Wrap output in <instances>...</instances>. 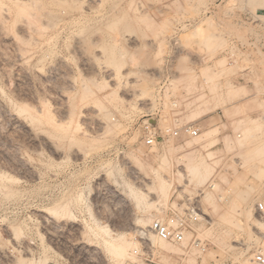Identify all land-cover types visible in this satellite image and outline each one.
<instances>
[{"label":"rangeland","instance_id":"374dc122","mask_svg":"<svg viewBox=\"0 0 264 264\" xmlns=\"http://www.w3.org/2000/svg\"><path fill=\"white\" fill-rule=\"evenodd\" d=\"M80 1L87 12L54 7L69 16L35 24L38 33L13 11L5 10L6 26L0 20V264H256L254 254H264V153L254 152L264 147V25L252 14L264 4ZM101 29L105 44L128 53L118 75L89 58L99 55ZM190 163L202 165L204 180ZM188 198L204 218L185 244L169 243L178 250L160 248L152 222ZM123 243L120 256L113 248Z\"/></svg>","mask_w":264,"mask_h":264},{"label":"bare ground","instance_id":"6f19581e","mask_svg":"<svg viewBox=\"0 0 264 264\" xmlns=\"http://www.w3.org/2000/svg\"><path fill=\"white\" fill-rule=\"evenodd\" d=\"M79 1L80 0H11L10 2L12 3V5H11V7L9 8V9H5V8H3L5 5H4V3H3V1L2 0H0V20L4 23L3 25L4 26H6L5 25V23L6 24H8V22H4V21H6V20H8L6 17L7 16H9L10 14H8L7 15V13H10L11 11H13L14 12V15H15V19H16V22H19V24H21V23H23V21H27V23L26 24H28V22H29V24H28V29H29V25H32V26H35V24L36 25H38V23H39V28H41L42 27V25H44V24H48V25H52V26H56L59 22V20H61L60 18H62V16H64V14H66V13H69V12H71L72 11V14L74 15L77 11H80V12H82L83 10H85V6H87V4L85 5L84 4V2H81V3H79ZM83 1H85L86 2V0H83ZM249 1V0H248ZM90 3V2H89ZM92 3V2H91ZM253 4H255V5H260V4H264V0H253ZM85 5V6H84ZM89 5V4H88ZM91 5V4H90ZM57 6H60L61 8H62V10L63 11H69V12H67L66 11V13H62V16L61 15H59L60 14V12L58 13V12H56V10L54 9V7H57ZM95 6V5H94ZM6 7V6H5ZM90 6H88V10H90V8H89ZM5 10H7V11H5ZM73 10L75 11L76 10V12H73ZM232 11V10H231ZM5 12V13H4ZM7 12V13H6ZM84 12V11H83ZM82 12V13H83ZM85 12H87L86 10H85ZM78 13V12H77ZM71 14V15H72ZM87 13H85V15H86ZM67 15V17L69 16V14H66ZM70 17H72V16H70ZM124 17V16H123ZM129 17V16H128ZM231 17H233V16H231ZM256 17H258V15L256 14ZM6 18V19H5ZM45 18V19H44ZM116 18V17H115ZM63 19H64V17H63ZM70 19V18H69ZM125 19H126V17H125ZM43 20H45V21H43ZM138 20V19H137ZM8 21H10V18H9V20ZM46 21H47V23H46ZM116 21V20H115ZM135 21V20H134ZM43 22H44V24H43ZM58 22V23H57ZM103 22V21H102ZM105 22V21H104ZM1 23V22H0ZM31 23V24H30ZM57 23V24H56ZM70 23V22H69ZM112 23V22H111ZM116 23H117V21H116ZM115 23V24H116ZM2 24V23H1ZM14 24V23H13ZM18 24V23H17ZM34 24V25H33ZM113 24V23H112ZM121 24V23H120ZM127 24V26L126 27H129V26H131V25H129V23H126ZM136 24V23H135ZM23 25V24H22ZM117 26V25H116ZM1 27H2V25H1ZM23 27V26H22ZM27 27V26H26ZM36 27V26H35ZM44 28H45V26H43ZM47 27V26H46ZM93 27V26H92ZM133 27V26H132ZM8 28V27H7ZM10 28V27H9ZM30 28H34V27H31L30 26ZM38 27H36V30H37V33H38V31H41L42 29H39ZM11 29V28H10ZM35 29V28H34ZM110 29V28H109ZM35 31V30H34ZM46 31V30H45ZM100 31V30H99ZM28 32V31H27ZM97 32V31H96ZM95 32V33H96ZM131 32V31H130ZM98 34V33H97ZM40 36V35H39ZM97 37V36H96ZM215 37H217V36H215ZM32 39V38H31ZM38 39V38H37ZM81 39V38H80ZM98 39V37L96 38V40L95 41H97L96 42V46H97V49L99 48V55L98 54H94V52H93V54H94V56L92 55H90L89 56V58H91L90 60L91 61H93V62H96L97 63V66H98V68L99 69H101L102 70V68L103 69H105V63L106 64H110V65H112L113 66V68L114 69H116L115 71H116V74L118 75V73H117V71H120L121 70V68L124 66V64H126L127 62H126V54L128 55V53L126 52H123V50L121 49V48H119L117 45H115V44H113V43H111V44H105L106 42H105V30H103L102 31V29H101V31H100V34H99V39ZM15 40V39H14ZM240 40V39H239ZM25 41V40H24ZM23 41V42H24ZM32 42V41H31ZM245 42V41H244ZM20 43V42H19ZM30 43V42H29ZM79 43V42H78ZM89 43V42H88ZM207 43V42H206ZM243 43V42H242ZM28 44V43H27ZM81 44H83V43H81ZM80 44V46H82L83 47V45H81ZM94 43L92 42V43H90L89 45H93ZM30 45V44H29ZM96 46H95V48H96ZM29 47V46H28ZM81 47V48H82ZM93 47H94V45H93ZM93 47H91V49L93 48ZM80 48V49H81ZM51 49V48H50ZM89 49H90V46H89ZM91 49H90V51H88V52H90L91 53ZM82 50V49H81ZM124 50H126V49H124ZM97 51V50H96ZM55 52V51H54ZM89 53V54H90ZM105 60H106V62H105ZM27 61V60H26ZM89 61V60H88ZM135 63V62H134ZM89 64V63H88ZM94 64V63H93ZM43 68V67H42ZM64 71V70H63ZM71 71V70H70ZM70 73V72H69ZM49 76V75H48ZM114 76V75H113ZM112 76V77H113ZM121 76V75H120ZM117 77V76H116ZM105 78V77H104ZM107 78V77H106ZM111 78V77H110ZM112 79V78H111ZM48 81V80H47ZM97 81V80H96ZM120 82V81H119ZM83 83H85V82H83ZM92 84V83H91ZM121 84V83H120ZM104 85V84H103ZM111 85V84H110ZM52 86V85H51ZM81 86V85H80ZM88 85H85L84 84V86H83V88L84 89H81V90H83V93H81L82 94V97L83 98H81V99H85V98H91L90 96H94V95H90L91 94V91L92 90H90V88H89V86L87 87ZM94 86V85H93ZM98 86H99V84H98ZM97 86V87H98ZM75 87V86H74ZM101 88V87H100ZM99 88V89H100ZM109 88V87H108ZM118 88H119V86H118ZM92 89V88H91ZM94 89V88H93ZM59 91H60V89H59ZM115 91V90H114ZM82 92V91H81ZM95 93V92H94ZM92 94H93V92H92ZM109 95V94H108ZM80 97H81V95H80ZM117 98V97H116ZM87 99H85V100H87ZM89 99L86 101V102H90L89 101ZM74 101V100H73ZM83 101V100H82ZM85 103V102H84ZM72 104H74L73 102H72ZM42 105V104H41ZM97 105V104H96ZM43 106V105H42ZM41 106V107H42ZM44 106H47V105H44ZM72 106V105H71ZM97 106H99V105H97ZM97 106H96V108H97ZM115 106V105H114ZM29 107V106H28ZM75 107V106H74ZM78 107V106H77ZM101 107V106H100ZM19 108V107H18ZM44 108V107H43ZM49 108V107H48ZM102 108H103V106H102ZM101 108V109H102ZM26 109V108H25ZM24 109V110H25ZM39 109V108H38ZM101 109H100V113H102L101 112ZM21 110H23L22 109V107H21V109H20V111ZM28 110V109H27ZM41 110H43L42 108H41ZM47 110V109H46ZM73 109L72 108H67L65 111H64V113L65 114H67V116H72L73 117V114H74V112L72 111ZM103 110V109H102ZM32 111V110H31ZM92 111V110H91ZM24 112V111H23ZM25 112H26V110H25ZM42 112V111H41ZM46 112V111H45ZM29 113H30V110H29ZM33 113V112H32ZM35 113V112H34ZM37 113V112H36ZM43 113V112H42ZM87 113V112H86ZM89 113V112H88ZM91 113V112H90ZM45 114H47V113H45ZM124 114V113H123ZM35 115V114H34ZM48 115V114H47ZM46 115V116H47ZM51 115H52V113H51ZM26 116V115H25ZM38 116V115H37ZM66 116V115H65ZM31 115H30V119H31ZM40 117V116H39ZM55 118V117H54ZM47 119V118H46ZM64 119V118H63ZM35 120V119H34ZM37 121H38V119H37ZM53 121V120H52ZM72 121V120H71ZM36 122V121H35ZM47 122V121H46ZM38 123V122H37ZM36 123V124H37ZM62 124V123H61ZM34 125V124H33ZM63 125V124H62ZM59 126H61V125H59L58 124V127ZM35 128V127H34ZM90 132V131H89ZM50 136V135H49ZM260 136V135H259ZM57 138V137H56ZM53 140V139H52ZM51 140V141H52ZM250 140V139H249ZM244 141H245V139H244ZM261 141V140H260ZM240 143H241V145L244 143L242 140L241 141H239ZM251 142V141H250ZM56 143V142H55ZM239 143V144H240ZM58 144V143H57ZM55 145V144H54ZM256 146H254L253 148H255ZM257 148V147H256ZM259 148V147H258ZM255 149V153H258V154H255V156H258L259 154L261 155L262 153H264L262 150H264V147L262 148H259V149ZM78 150V149H77ZM254 150V149H253ZM251 153V152H250ZM253 157V156H252ZM259 157V156H258ZM256 158V157H255ZM258 159V158H257ZM191 161H193V160H191ZM191 163H193V162H191ZM190 163V165H189V170H190V173H191V175L192 176H196L197 178L199 177L200 178V181L201 180H204V178H205V173L204 174H202L204 171H202L201 170V164H199V163H194V164H191ZM201 163V162H200ZM264 163V162H263ZM205 165V164H204ZM32 168V167H31ZM263 168V167H262ZM203 169V168H202ZM261 169V168H260ZM206 171V170H205ZM262 172H263V174H264V169L263 170H261V174H262ZM204 178H203V177ZM195 177V178H196ZM198 178V179H199ZM5 179V178H4ZM143 180V179H142ZM141 180V181H142ZM194 180V179H193ZM144 182V185L145 186H147V184L145 183V180H143ZM198 182H199V180H198ZM215 187V186H214ZM148 188V187H147ZM245 199V198H244ZM57 204V203H56ZM58 205V204H57ZM247 206V205H246ZM245 206V207H246ZM45 210V209H44ZM247 210V209H246ZM240 211H241V209H240ZM249 211V210H248ZM235 212H236V210H235ZM243 212L244 211H242L241 212V216H242V214H243ZM240 213V212H239ZM250 213V212H249ZM233 215V214H232ZM240 215V214H239ZM37 216V215H36ZM226 216V215H225ZM249 217V216H248ZM246 219V218H245ZM244 219V220H245ZM224 221V220H223ZM225 222V221H224ZM228 222V221H227ZM204 223V222H203ZM220 223V222H219ZM237 223H238V221H237ZM230 224V223H229ZM248 224V223H247ZM223 225H225V224H223ZM233 225H235V224H232V226L231 227H233ZM236 225H238V224H236ZM243 225V224H242ZM241 226V225H240ZM239 226V227H240ZM235 227V226H234ZM243 227V226H242ZM238 228V227H237ZM236 228V229H237ZM18 229H20V228H18ZM232 229V228H231ZM230 229V230H231ZM239 229H241V227L239 228ZM227 230V229H226ZM229 231V230H228ZM234 231V230H233ZM17 232V231H16ZM208 232V231H207ZM226 233V232H225ZM228 234H230V233H228ZM218 236V235H217ZM228 236H232V235H227V237ZM226 238V237H225ZM152 239H153V241H154V243H157L158 245H159V247L160 248H162V249H164V250H172V249H176V250H178V248H173L172 246H170L169 245V243H167L166 241H164V240H162V239H158L157 237H155V236H153L152 237ZM235 239V238H234ZM150 240V239H149ZM152 241V240H151ZM150 241V242H151ZM127 242H125V244H126ZM153 243V242H152ZM124 243L122 244V245H118L117 247H114L113 248V251L114 252H116L118 255H122V252L125 254V250H127L126 249V245H125ZM216 244V243H215ZM131 245V244H130ZM155 246V245H154ZM127 248H128V246H127ZM25 249V248H24ZM51 249V248H50ZM127 253V252H126ZM124 256V255H123Z\"/></svg>","mask_w":264,"mask_h":264},{"label":"built area","instance_id":"2783aa9c","mask_svg":"<svg viewBox=\"0 0 264 264\" xmlns=\"http://www.w3.org/2000/svg\"><path fill=\"white\" fill-rule=\"evenodd\" d=\"M245 2L246 0H241ZM260 15L255 17L252 14V18L260 24L264 25V10L260 11ZM188 134L193 136H198L199 131L193 130L192 127H187L186 129ZM170 132V131H169ZM178 133L175 132V135ZM149 145L154 143V139L147 140ZM259 209L263 212L264 211V204L259 205ZM202 212L199 208L197 202L193 201L191 198L187 199L182 206L178 208H173L171 210V214L167 219H157L152 222L150 226V230L154 233L158 238L167 241L170 244H180L183 245L186 242L187 234L191 233L194 235L195 233V225L201 223L202 219ZM193 237V236H192ZM199 238L194 236L192 239V244L201 245L199 242ZM254 262L256 264H264V254L261 251H257L254 254Z\"/></svg>","mask_w":264,"mask_h":264}]
</instances>
